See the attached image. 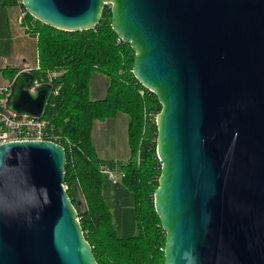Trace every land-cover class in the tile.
Segmentation results:
<instances>
[{
    "label": "water",
    "instance_id": "water-1",
    "mask_svg": "<svg viewBox=\"0 0 264 264\" xmlns=\"http://www.w3.org/2000/svg\"><path fill=\"white\" fill-rule=\"evenodd\" d=\"M65 33L110 28L155 96L163 264H264V0H21ZM13 78L5 110L42 119L53 86ZM50 142L0 146V264H97Z\"/></svg>",
    "mask_w": 264,
    "mask_h": 264
},
{
    "label": "trees",
    "instance_id": "trees-1",
    "mask_svg": "<svg viewBox=\"0 0 264 264\" xmlns=\"http://www.w3.org/2000/svg\"><path fill=\"white\" fill-rule=\"evenodd\" d=\"M20 1L0 0V6L4 10L22 7ZM110 10L109 5L105 6L97 27L82 33L57 31L26 13V22L34 23L30 34L36 38L37 69L31 73L39 83H47L53 73L60 74L51 78L57 95L51 97L44 120L65 152L63 185L96 263L163 264L165 235L153 202L160 176L156 127L152 119L145 117L158 115L161 108L155 96L134 79V53L128 45L116 43L117 37L110 28ZM18 72L8 67L2 74L10 82ZM94 74L109 82L106 97L101 101L89 98V83ZM118 114L129 121L130 157L116 172L131 196L134 212L135 234L126 238L116 234L102 196L104 170L91 139L95 122L115 119Z\"/></svg>",
    "mask_w": 264,
    "mask_h": 264
},
{
    "label": "rangeland",
    "instance_id": "rangeland-1",
    "mask_svg": "<svg viewBox=\"0 0 264 264\" xmlns=\"http://www.w3.org/2000/svg\"><path fill=\"white\" fill-rule=\"evenodd\" d=\"M17 9L18 17L15 23L14 33L12 32L8 34L7 29L5 27L0 35V52L2 55L5 56L10 55L12 63H17L21 65L22 59H25L27 61V64L35 66L37 61V51L35 48V42L33 40H36V38L30 34V31L33 30L34 23L31 22L29 25L30 21L26 22V12L24 11V9L20 6H18ZM5 11L9 13V16L11 15V11V13H15L13 8L3 10L0 6V15L3 14V12L5 13ZM17 33L20 34V36ZM51 76L53 78H57L58 76H60V74L53 73ZM95 78L96 79H93V81L91 82L92 87H90V99H93L95 97V90L93 88L95 80L107 82V79H103L104 77L102 76L101 78ZM117 116L118 118H126L122 114H118ZM120 120L123 119H119L116 123L105 121V125L107 126H103L102 128H100L101 130H99L98 128L93 129L92 127L91 132V138L94 141V144L97 146L101 157L102 155L106 156L105 159L102 157V159L104 160H101L102 163L106 165L105 172L114 176V182L112 180L109 181L114 184H117L118 186H120V177L117 175L115 170L119 169V167L126 162V159L128 157L126 151L122 154L121 151L119 152L116 149V144H118L119 146L121 145V138L124 139L125 145V133L123 135V132H121V128L118 125L120 124ZM101 147H107V150L103 152ZM109 168H112V170ZM105 176L106 178H108L107 175ZM106 178L104 179L103 184L104 198L109 208L111 209L116 234L121 238L131 237L135 234V224L133 219L132 208L130 204H125V200L119 198L121 195L119 197H115L113 195V192H108L111 191V183Z\"/></svg>",
    "mask_w": 264,
    "mask_h": 264
},
{
    "label": "built area",
    "instance_id": "built-area-1",
    "mask_svg": "<svg viewBox=\"0 0 264 264\" xmlns=\"http://www.w3.org/2000/svg\"><path fill=\"white\" fill-rule=\"evenodd\" d=\"M116 43L119 44L122 42L117 38ZM4 69L5 68L2 66L0 61V146L3 144L14 142H50L60 146V139L53 134L49 123L44 120V117L42 119L19 117L12 115L5 110L6 98L10 93L13 80L9 82L4 79L2 74ZM32 70L25 71L31 72ZM51 78L52 76L49 77V81L47 83H39L35 79H33L29 90L33 91L34 88L40 86L41 84L51 85ZM56 95L57 90L53 88L51 97ZM140 95H142V92H140ZM157 116L158 115L148 114L145 117H149L150 119H152L156 127ZM102 174L107 175L108 179L113 181L114 176L108 174L105 171H102ZM76 184L78 186V182H76ZM63 188L65 191L67 190V187L64 185ZM81 200L83 201V197H81Z\"/></svg>",
    "mask_w": 264,
    "mask_h": 264
},
{
    "label": "crops",
    "instance_id": "crops-1",
    "mask_svg": "<svg viewBox=\"0 0 264 264\" xmlns=\"http://www.w3.org/2000/svg\"><path fill=\"white\" fill-rule=\"evenodd\" d=\"M9 9H11V8H9ZM13 10L15 11V13H11L12 12L11 11L10 12V14H11L10 16H9V13H7L6 11H5V13L3 12V14L0 15V35H1V33H2V31H3V29L5 27L7 29L8 34H10L12 32L14 33V31H15V23H16L17 17H18V15H17L18 14V9H17V7H14ZM12 15H14V16H12ZM18 35L20 36V34H18ZM33 41L35 42V48H36V40L34 39ZM0 61H1V64L3 63V66L4 67H6V68H8V67L16 68V69H19V72L20 71H25V70H32V69H35L37 67V61H36V65L34 66V65L27 64L26 63L27 61L25 59H22V64L21 65L20 64H17V63H12L10 55L9 56L8 55L5 56V55H2L1 52H0ZM101 76L102 75H99L98 76V74H94L91 77L90 84H89V95H90V87H92L91 86V82L93 81V79H96L95 77H100L101 78ZM102 77H104V76H102ZM103 79H107V78L104 77ZM106 81L107 82L95 80V82H94L95 84L93 85V88L95 90L94 91V93H95L94 96L95 97L93 99H91V101H101V100H103L106 97V92H107L108 85H109L108 79ZM91 93H92V88H91ZM121 117H123V116H121ZM119 119H123V120H120V124H118V125L121 128V132H123V135L125 133V145H124V139L121 138L120 139V144L121 145L119 146L118 144H116V149L119 152L121 151L122 154L126 151V153L128 155V157L126 159V162L121 165V166H124L128 162L129 157H130L129 144H128V134H127L128 122H129L128 121V118L127 117L126 118H118V116H117L115 119L107 120V121L116 123ZM105 123H106L105 121L104 122H95L93 124V129L94 128H98L99 130H101L100 128H102L103 126H107V125H105ZM108 139H110V138H108ZM92 144H93V147H94V150H95V154H96L99 162L101 163V169L105 171L106 170L105 169L106 168L105 167L106 165L103 164L101 160H104L106 156L105 155H102V157L104 158V159H102V157H101V155H100V153H99V151L97 149V146L94 144V141L93 140H92ZM101 148H102L103 152H105L107 150V147H101ZM109 169L112 170V168H109ZM115 171L117 172L118 169L115 170ZM103 177H104V179L106 178L105 175H103ZM106 179L109 181L108 178H106ZM110 183H111V191H108V192L109 193L110 192H113V195L115 197H119L121 195L119 198H121L122 200H125V204H127V205L130 204V206L132 208L131 196L127 192V190L125 188H123V186L121 184H120V186H121L120 187L117 184H114L112 182H110ZM103 184H104V181H103ZM102 196L104 198L103 186H102ZM104 200H105V198H104ZM107 206H108V204H107ZM108 208H109V206H108ZM109 210H110V213H111V209L110 208H109ZM132 211H133V208H132ZM111 215H112V213H111ZM133 219H134V212H133Z\"/></svg>",
    "mask_w": 264,
    "mask_h": 264
}]
</instances>
